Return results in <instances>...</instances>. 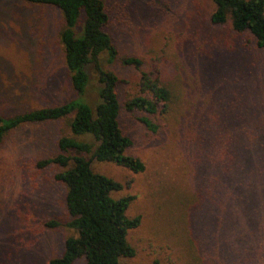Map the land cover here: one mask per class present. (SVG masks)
Returning <instances> with one entry per match:
<instances>
[{
    "label": "rangeland",
    "instance_id": "374dc122",
    "mask_svg": "<svg viewBox=\"0 0 264 264\" xmlns=\"http://www.w3.org/2000/svg\"><path fill=\"white\" fill-rule=\"evenodd\" d=\"M104 3L107 29L119 54L139 57L142 68L175 93L171 109L169 104L155 116L157 130H148L138 121L139 114L123 106L138 92V73L119 62L109 64L102 55L101 66L121 79L119 121L132 140L127 153L145 165L142 172H133L110 161H91L94 171L122 184L111 193L114 198L134 196L126 215L140 216L139 225L127 233L134 255L120 263L264 264V202L259 201L262 210H242L225 198L219 170L222 144L219 138L212 140L228 115L241 116L253 103L264 106V49L248 31L213 25L211 0ZM61 23L55 7L0 0L1 114L75 97L58 37ZM216 66L220 76L213 83L210 71ZM88 71L85 99L93 107L96 72L92 67ZM256 91H261L257 97ZM69 120L25 123L10 130L0 144V264H46L75 235L65 225V186L54 179L60 168L37 166L38 160L55 155L60 136L70 135ZM235 149L227 152L234 155ZM233 161L229 165L234 171ZM246 176L243 194L264 189V174L249 176L247 171ZM50 220L59 224L46 225ZM83 263L80 258L74 264Z\"/></svg>",
    "mask_w": 264,
    "mask_h": 264
},
{
    "label": "trees",
    "instance_id": "16d2710c",
    "mask_svg": "<svg viewBox=\"0 0 264 264\" xmlns=\"http://www.w3.org/2000/svg\"><path fill=\"white\" fill-rule=\"evenodd\" d=\"M23 1L59 10L62 23L58 37L75 97L62 104L27 109L8 116L0 113V144L10 130L25 123L69 117L70 135L58 138L54 156L37 161L39 168L48 165L60 168L54 179L65 186L64 201L69 214L65 225L75 231V235L65 239L62 253L46 264H74L80 258L84 259L83 264H121V258L134 255L127 233L139 225L140 216L126 215L134 196L114 198L111 193L120 190L122 184L94 171L91 161H110L133 172H142L145 165L140 158L127 153L132 140L123 132L119 121L122 105L117 87L121 79L111 69L101 66L102 55H105L107 63L119 62L138 73V92L126 99L123 106L139 114L138 121L148 130H157L155 116L165 113L169 104L171 109L175 93L153 72L144 70L139 57L119 54L107 29L109 16L104 0ZM211 1L214 8L209 21L213 25L229 24L235 32L248 31L256 46L264 49V0ZM89 67L95 70L97 81V100L93 107L85 99L90 83ZM219 76V68L211 67L210 80L214 83ZM260 93L254 92L255 97ZM246 103L240 105L245 106ZM245 107L249 115L245 114L246 111L241 116L228 115L220 133L213 134L212 140L219 138L222 144L221 157L224 160L219 170L223 175L225 198L236 202L242 210L257 207L262 210L259 201L264 202V189L258 191L253 188L246 195L242 192L246 186L247 171L249 176L264 174V106L253 103ZM243 126L253 128L243 132ZM230 147L237 148L234 155L227 152ZM232 158L236 164L234 171L229 165ZM225 205H228L227 202ZM58 224L57 220L46 222L50 227Z\"/></svg>",
    "mask_w": 264,
    "mask_h": 264
}]
</instances>
